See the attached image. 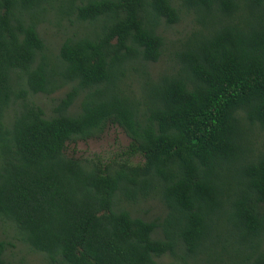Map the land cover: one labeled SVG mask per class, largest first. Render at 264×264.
Wrapping results in <instances>:
<instances>
[{
  "label": "trees",
  "instance_id": "1",
  "mask_svg": "<svg viewBox=\"0 0 264 264\" xmlns=\"http://www.w3.org/2000/svg\"><path fill=\"white\" fill-rule=\"evenodd\" d=\"M64 18L52 53L38 28ZM108 125L124 161L65 155ZM149 199L163 216L121 206ZM0 220L50 264H264V0H0Z\"/></svg>",
  "mask_w": 264,
  "mask_h": 264
},
{
  "label": "rangeland",
  "instance_id": "2",
  "mask_svg": "<svg viewBox=\"0 0 264 264\" xmlns=\"http://www.w3.org/2000/svg\"><path fill=\"white\" fill-rule=\"evenodd\" d=\"M78 25H71L65 18L57 21L51 19L49 22L39 26L38 32L45 41L47 47L52 53H56L59 44L65 38L68 32L76 29ZM197 28L193 16L188 13L182 14L179 23L164 27L162 35L166 41V50L162 59L152 66L154 73L167 69L171 64L173 52L181 42ZM63 91L51 96L38 94L33 97L35 103L41 106L47 115L54 102L62 95ZM77 107V103L74 105ZM128 137L116 125H108L103 133L87 140H75L68 142L65 146V155L88 164H96L100 167L122 162L126 159L124 151L129 145ZM131 164H141L143 158L139 155L129 159ZM135 215L150 220L155 217H161L165 209L157 199H149L139 203L136 206L121 205ZM0 241L6 243L3 258L6 264H50L46 257L40 253L34 252L21 242L15 232L14 227L0 220ZM157 264H184L181 261L173 260L170 257H163L157 260Z\"/></svg>",
  "mask_w": 264,
  "mask_h": 264
}]
</instances>
